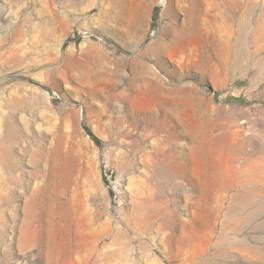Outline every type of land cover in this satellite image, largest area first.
<instances>
[{
	"label": "rangeland",
	"instance_id": "obj_1",
	"mask_svg": "<svg viewBox=\"0 0 264 264\" xmlns=\"http://www.w3.org/2000/svg\"><path fill=\"white\" fill-rule=\"evenodd\" d=\"M0 264H264V0H0Z\"/></svg>",
	"mask_w": 264,
	"mask_h": 264
},
{
	"label": "built area",
	"instance_id": "obj_2",
	"mask_svg": "<svg viewBox=\"0 0 264 264\" xmlns=\"http://www.w3.org/2000/svg\"><path fill=\"white\" fill-rule=\"evenodd\" d=\"M153 32H156L154 29ZM107 180L109 184V188L113 194L114 202L118 203L121 200V186L120 183L116 180H112V176L107 175Z\"/></svg>",
	"mask_w": 264,
	"mask_h": 264
},
{
	"label": "bare ground",
	"instance_id": "obj_3",
	"mask_svg": "<svg viewBox=\"0 0 264 264\" xmlns=\"http://www.w3.org/2000/svg\"><path fill=\"white\" fill-rule=\"evenodd\" d=\"M194 95V94H193ZM160 129V128H159ZM236 133V132H235ZM46 188L48 186H52V168L50 169V172L48 173L47 177H46ZM40 196V195H39ZM47 196V195H46ZM49 199V198H48ZM40 220V219H39Z\"/></svg>",
	"mask_w": 264,
	"mask_h": 264
},
{
	"label": "trees",
	"instance_id": "obj_4",
	"mask_svg": "<svg viewBox=\"0 0 264 264\" xmlns=\"http://www.w3.org/2000/svg\"><path fill=\"white\" fill-rule=\"evenodd\" d=\"M89 135H91V137L94 139V141H96V143H100V140H98L97 138H95L90 132H88Z\"/></svg>",
	"mask_w": 264,
	"mask_h": 264
}]
</instances>
